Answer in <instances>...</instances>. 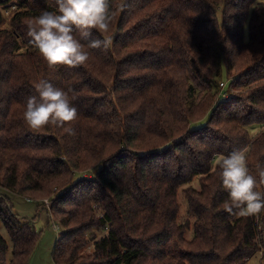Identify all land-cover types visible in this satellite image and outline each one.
<instances>
[{"label": "trees", "instance_id": "1", "mask_svg": "<svg viewBox=\"0 0 264 264\" xmlns=\"http://www.w3.org/2000/svg\"><path fill=\"white\" fill-rule=\"evenodd\" d=\"M257 1L110 0L109 31L91 38L111 44L89 50L76 68H49L27 31L43 12H57L56 0H0V187L37 201L47 226L62 227L55 264H247L258 253L264 264V211L225 212L217 175L221 156L244 149L250 174L259 179L257 165L264 167ZM220 61L233 76L226 99L216 88ZM41 79L74 96V134L25 126ZM195 180L197 188L188 186ZM37 218L15 215L0 196V226L12 242L8 258L0 235V264H29L42 233Z\"/></svg>", "mask_w": 264, "mask_h": 264}, {"label": "clouds", "instance_id": "2", "mask_svg": "<svg viewBox=\"0 0 264 264\" xmlns=\"http://www.w3.org/2000/svg\"><path fill=\"white\" fill-rule=\"evenodd\" d=\"M56 5L57 12H43L29 23L27 31L29 43L47 67L76 68L89 60V50L111 44L110 39L91 38L94 30L101 34L109 31L110 0H56ZM35 91L37 95L29 97L24 107L25 126L30 130L53 126L74 134L69 126L77 118V109L72 106L74 96L44 79L35 84ZM246 151L221 156L217 175L228 194L224 211L239 217H258L264 211V190H258V186H264V167L257 165L259 179L250 174Z\"/></svg>", "mask_w": 264, "mask_h": 264}, {"label": "rangeland", "instance_id": "3", "mask_svg": "<svg viewBox=\"0 0 264 264\" xmlns=\"http://www.w3.org/2000/svg\"><path fill=\"white\" fill-rule=\"evenodd\" d=\"M264 6V0H258L254 6ZM4 11V10H3ZM220 15V10H219ZM9 16L6 15V22L9 21ZM248 38V21L246 20L244 25V39L247 40ZM220 73L218 75V78H216V88L218 87V83L220 81H227L228 76L225 74L224 67L222 61H220ZM229 77L232 79L233 76L229 75ZM219 92V88H217ZM233 92L236 91L235 88L233 89ZM206 122V118L195 122L191 125L192 128L198 129L204 126ZM95 171H97V168L91 169V171H84V172H77L74 174V181L83 178L84 176H91ZM198 181L195 180L193 183H191L188 186L192 187H198ZM188 186H184L181 189H184ZM180 189L178 193V201L180 203V218L185 219L186 218V202L183 197V192ZM0 196H6L12 206V211L15 215H18L19 217H24L27 219H33L35 217H38L37 220L34 222V226L36 228V231H41L40 240L38 243V246L33 254L31 256L29 264H55L53 261L52 253L53 248L55 246L56 241L61 237L62 235V227H60V230L57 231L54 228V225H57L58 223L52 222L51 225L47 226V218H46V212L45 210L38 213L39 204L35 200H28L27 198L16 195L13 193H10L6 191L5 189H2L0 187ZM50 197H45L43 200V204L45 207L47 203H49ZM48 207V206H46ZM188 217V216H187ZM183 222V221H182ZM0 235L6 240L8 245V258L11 255V248H12V242L9 238L6 230L3 228V226H0ZM192 231H189L185 234V237L187 239H190L192 237ZM247 264H262L260 260V253L254 255Z\"/></svg>", "mask_w": 264, "mask_h": 264}, {"label": "built area", "instance_id": "4", "mask_svg": "<svg viewBox=\"0 0 264 264\" xmlns=\"http://www.w3.org/2000/svg\"><path fill=\"white\" fill-rule=\"evenodd\" d=\"M12 8H14V7H12ZM3 12H4L5 15L8 14V10L3 11ZM231 80H232V79H231L230 77H228V80H227V81H220V82L218 83V88H219L218 98H222V99H226V98H228V96H229V92H228L227 90H228V88L230 87ZM54 228H55V230H57V231L60 230V227H59L58 224H57V225H54Z\"/></svg>", "mask_w": 264, "mask_h": 264}, {"label": "crops", "instance_id": "5", "mask_svg": "<svg viewBox=\"0 0 264 264\" xmlns=\"http://www.w3.org/2000/svg\"><path fill=\"white\" fill-rule=\"evenodd\" d=\"M35 252V251H34ZM34 254V253H33ZM33 256V255H32Z\"/></svg>", "mask_w": 264, "mask_h": 264}]
</instances>
